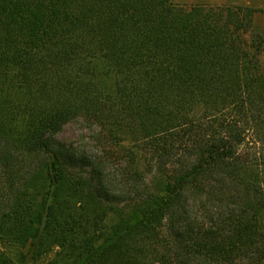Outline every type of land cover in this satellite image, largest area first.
<instances>
[{
	"label": "trees",
	"instance_id": "obj_1",
	"mask_svg": "<svg viewBox=\"0 0 264 264\" xmlns=\"http://www.w3.org/2000/svg\"><path fill=\"white\" fill-rule=\"evenodd\" d=\"M257 12L0 0V264H93L151 232L171 264H259ZM80 119L106 155L57 137Z\"/></svg>",
	"mask_w": 264,
	"mask_h": 264
},
{
	"label": "rangeland",
	"instance_id": "obj_2",
	"mask_svg": "<svg viewBox=\"0 0 264 264\" xmlns=\"http://www.w3.org/2000/svg\"><path fill=\"white\" fill-rule=\"evenodd\" d=\"M172 2L175 6L180 5L186 8L197 4L213 6L244 5L256 8L258 12L255 15L254 33L260 35L264 40V0H172ZM260 58L264 62V47ZM96 130V126H91L84 120H74L68 123L57 134V137L69 145L86 151L88 155H95L96 153L106 155V151L108 152V149H112L109 147L110 142L103 140L102 143H99ZM113 151L117 155L121 152L115 147ZM111 157L114 163L115 157ZM125 245L122 253H112L96 260L93 264H170L165 254L160 253L163 250L157 232L136 234ZM47 262L45 261L42 264H47ZM259 264H264V250L262 251V259Z\"/></svg>",
	"mask_w": 264,
	"mask_h": 264
},
{
	"label": "crops",
	"instance_id": "obj_3",
	"mask_svg": "<svg viewBox=\"0 0 264 264\" xmlns=\"http://www.w3.org/2000/svg\"><path fill=\"white\" fill-rule=\"evenodd\" d=\"M126 245H127V243H126ZM125 245V246H126ZM123 246L124 245H121V246H119L115 251H113V252H111V253H109V254H107V255H110V254H112V253H122V250H123ZM124 250H125V248H124ZM145 252H146V250H144ZM144 252V253H145ZM160 253H164L163 251L162 252H160ZM107 255H105V256H103V257H106ZM102 257V258H103ZM101 259V258H100ZM99 260V259H98ZM171 264V263H170Z\"/></svg>",
	"mask_w": 264,
	"mask_h": 264
}]
</instances>
